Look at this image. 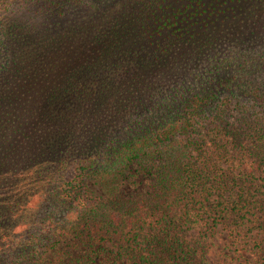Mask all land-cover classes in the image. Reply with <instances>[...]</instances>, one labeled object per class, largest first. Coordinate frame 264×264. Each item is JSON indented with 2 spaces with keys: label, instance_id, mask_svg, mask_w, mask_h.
<instances>
[{
  "label": "trees",
  "instance_id": "trees-1",
  "mask_svg": "<svg viewBox=\"0 0 264 264\" xmlns=\"http://www.w3.org/2000/svg\"><path fill=\"white\" fill-rule=\"evenodd\" d=\"M221 234L264 247V0H0V264H207Z\"/></svg>",
  "mask_w": 264,
  "mask_h": 264
},
{
  "label": "rangeland",
  "instance_id": "rangeland-1",
  "mask_svg": "<svg viewBox=\"0 0 264 264\" xmlns=\"http://www.w3.org/2000/svg\"><path fill=\"white\" fill-rule=\"evenodd\" d=\"M28 105L30 107V110L34 109V103L24 101L21 104V112H20L19 120L28 119L27 118V113L29 112ZM226 105L231 107L232 106L231 101H229V103L227 102ZM92 108H94V106ZM17 122L18 121L9 122L10 129H13L14 128L13 126H16ZM36 126L38 127L39 125L36 123L35 127ZM20 128L21 127H19V129ZM8 132H10V130H8ZM131 172H132L133 181L123 182L119 187L120 193L122 194L144 193L148 188V183L150 180L149 176L145 174H135L133 170ZM89 185L90 188H92L96 193H101V189L98 185H95L90 181H89ZM226 239L227 236L223 234L219 235L217 238H213V242L209 246V250H207V264H256L257 263L256 259L259 262L262 261L264 257V247L254 254L252 252L253 249L251 250L253 242H250L249 245L246 244L247 249H244L245 243L238 240L237 247L227 249L226 248L227 245H225ZM82 253H83L82 248H75L69 250L67 259H65V263H67L71 258L79 256ZM244 256H247L249 258L247 262H245V260L243 259ZM241 261H244V263ZM95 264H101V263L96 262Z\"/></svg>",
  "mask_w": 264,
  "mask_h": 264
}]
</instances>
